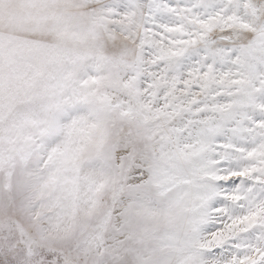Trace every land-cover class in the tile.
<instances>
[{
    "label": "snow or ice",
    "instance_id": "1",
    "mask_svg": "<svg viewBox=\"0 0 264 264\" xmlns=\"http://www.w3.org/2000/svg\"><path fill=\"white\" fill-rule=\"evenodd\" d=\"M0 264H264V0H0Z\"/></svg>",
    "mask_w": 264,
    "mask_h": 264
}]
</instances>
